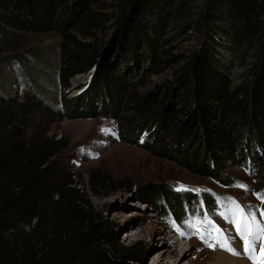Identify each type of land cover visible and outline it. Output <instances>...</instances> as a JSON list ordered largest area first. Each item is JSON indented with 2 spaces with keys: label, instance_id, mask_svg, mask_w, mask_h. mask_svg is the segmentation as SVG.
Returning <instances> with one entry per match:
<instances>
[{
  "label": "trees",
  "instance_id": "1",
  "mask_svg": "<svg viewBox=\"0 0 264 264\" xmlns=\"http://www.w3.org/2000/svg\"><path fill=\"white\" fill-rule=\"evenodd\" d=\"M86 1L0 0V19L27 33L62 31L67 20L90 37L108 17L94 7L81 9ZM191 8L200 43L179 74L158 90L130 92L140 78L136 69L153 67V33H162L171 14L181 16L187 27ZM57 10L65 19H56ZM118 11L96 73L79 93L62 94L64 115L112 117L120 142L194 175L236 186L226 164L249 169L264 160V0H120ZM62 36L56 73L61 92L73 76L93 67L100 49L71 34ZM224 39L237 55L244 53L242 72H233L235 57L223 50L228 48ZM31 119L26 104L0 93V264H139V253L119 245L108 221L77 190L58 189L55 199L48 197L46 152L20 138ZM138 193L147 204L160 200L162 210L180 222L197 199L164 181L146 183ZM201 197L196 216L225 204L212 192L202 191Z\"/></svg>",
  "mask_w": 264,
  "mask_h": 264
},
{
  "label": "rangeland",
  "instance_id": "2",
  "mask_svg": "<svg viewBox=\"0 0 264 264\" xmlns=\"http://www.w3.org/2000/svg\"><path fill=\"white\" fill-rule=\"evenodd\" d=\"M119 1L88 0L80 7H94L105 12L108 17L91 30L93 34L90 37L80 35L77 24L67 20L63 23L62 31L27 33L13 30L0 19V93L30 108L31 125L20 130V138L26 145L37 142L46 152V165H49V170L44 174L47 195L55 199V190H77L97 215L108 221L111 236L118 238L119 245L133 247L131 251L139 253V264H208L216 253L242 259L230 255L212 235L205 237L208 240L206 244L199 234H191L192 230L185 221L196 218L193 211L198 212L199 206L202 207V191L212 192L224 199L234 198L240 205L264 208V202L255 195L264 191L263 159L249 169L226 164V172L237 178V184L246 185L247 189L223 186L211 178L194 175L171 161L156 157L143 148L120 142L116 134V121L112 117L68 118L62 112V94L67 92V96H72L79 93L85 87L89 74V71L76 74L63 92L58 89L56 73L62 34H71L83 42L103 47L112 37L120 13ZM73 2L66 0L68 4ZM193 10L191 8L192 15L185 22L187 27L182 26L181 16L171 14L162 33H153L157 37L153 67L146 69L141 65L136 69L140 78L130 92L142 95L158 90L160 85L174 80L179 74L185 60L200 43L201 34L194 21L196 15ZM64 15V12L57 10L56 19H65ZM221 41L228 47L223 50L235 57L233 72H242V64L247 60L244 53L237 55L234 49H229V46H234L231 42L226 39ZM130 113L120 110L121 115ZM51 152L56 153L54 158L49 157ZM151 181L167 182L176 190L183 185L186 190L182 191L197 195V199L191 200L190 214L180 222L162 210L164 208L160 200H155L156 204L152 205L139 199L138 189ZM197 189L201 191H195ZM200 212L202 215L199 216L204 218L207 214L208 220L216 228L225 225L219 208L208 211L202 209ZM172 221L177 227L172 226ZM205 225L198 228L199 231L211 232L212 228L207 223ZM22 226L26 229L24 224ZM180 228L185 235L175 238L178 236L176 230ZM228 231H224L225 237L236 249L237 245ZM160 236H164L171 244L180 240L187 254L180 257L176 253L166 257L164 262L158 261L157 256L170 247L161 244L163 239ZM209 244L213 246L209 247ZM225 262L221 261L222 264H228Z\"/></svg>",
  "mask_w": 264,
  "mask_h": 264
},
{
  "label": "snow or ice",
  "instance_id": "3",
  "mask_svg": "<svg viewBox=\"0 0 264 264\" xmlns=\"http://www.w3.org/2000/svg\"><path fill=\"white\" fill-rule=\"evenodd\" d=\"M236 186L247 189V186L243 184H237ZM177 190L182 191L186 189L181 185ZM187 190L191 191V189ZM195 191L199 192L201 190L197 189ZM255 195L264 202V191ZM257 212L260 213V218L257 217ZM220 215L235 225L236 233L242 241L243 254L252 261V264H264V208L252 205H240L234 198L228 197L225 198V211L221 212ZM185 223L188 224L189 228L193 229L191 234H199L200 239L206 244L208 240L205 239V236L210 235V233L207 230L200 232L196 226L198 223H207L212 228V231L216 233L215 239L221 247L232 252L234 255L241 254L232 246V242L227 237H224L223 231L211 224V221L207 218V214H205L203 221L188 220ZM172 226L177 227L175 221H172ZM180 234L185 235L184 232ZM212 246L209 244V247ZM258 248L259 251L257 250Z\"/></svg>",
  "mask_w": 264,
  "mask_h": 264
},
{
  "label": "bare ground",
  "instance_id": "4",
  "mask_svg": "<svg viewBox=\"0 0 264 264\" xmlns=\"http://www.w3.org/2000/svg\"><path fill=\"white\" fill-rule=\"evenodd\" d=\"M160 238L163 239L161 240L162 245H166V246L169 245L170 247L166 249L165 252H163L161 255L157 256L158 261L164 262L166 257L174 256L176 253H179L180 257H183L185 254H187L188 251H186V249L182 247L180 240H178L175 244H171L169 243V241L165 240L164 236H160ZM175 238H177V236H175ZM152 240H153V236L150 238L151 242ZM225 260L228 262V264H246V261L243 259H233L230 257H226V255L222 253H216V256L213 257L208 264H220L221 261L223 263H226Z\"/></svg>",
  "mask_w": 264,
  "mask_h": 264
},
{
  "label": "water",
  "instance_id": "5",
  "mask_svg": "<svg viewBox=\"0 0 264 264\" xmlns=\"http://www.w3.org/2000/svg\"><path fill=\"white\" fill-rule=\"evenodd\" d=\"M107 43L108 42H106L103 47H100L98 56L96 57V60H95V63L93 65V67L89 70L87 83L91 80V77H93V75L96 73L97 69L99 68V66L101 64L102 57H103V55H104V53H105V51H106V49L108 47Z\"/></svg>",
  "mask_w": 264,
  "mask_h": 264
}]
</instances>
